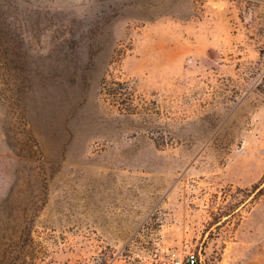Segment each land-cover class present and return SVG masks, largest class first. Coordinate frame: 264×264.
Listing matches in <instances>:
<instances>
[{
  "label": "rangeland",
  "instance_id": "374dc122",
  "mask_svg": "<svg viewBox=\"0 0 264 264\" xmlns=\"http://www.w3.org/2000/svg\"><path fill=\"white\" fill-rule=\"evenodd\" d=\"M264 264V0H0V264Z\"/></svg>",
  "mask_w": 264,
  "mask_h": 264
},
{
  "label": "built area",
  "instance_id": "2783aa9c",
  "mask_svg": "<svg viewBox=\"0 0 264 264\" xmlns=\"http://www.w3.org/2000/svg\"><path fill=\"white\" fill-rule=\"evenodd\" d=\"M199 260L195 252L188 255L186 263L182 259H175V264H198Z\"/></svg>",
  "mask_w": 264,
  "mask_h": 264
}]
</instances>
